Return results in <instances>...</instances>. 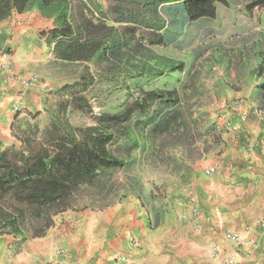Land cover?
<instances>
[{"label": "trees", "instance_id": "trees-1", "mask_svg": "<svg viewBox=\"0 0 264 264\" xmlns=\"http://www.w3.org/2000/svg\"><path fill=\"white\" fill-rule=\"evenodd\" d=\"M218 6L229 3L109 0L103 10L92 0H0V21L36 7L53 22L44 36L54 58L83 64L77 78L53 90V104L15 117L10 145L0 138V235L20 247L43 236L59 213L111 204L114 174L130 160L138 137L153 141L185 123L190 67L151 49L166 41L162 16L180 10L188 21L217 20ZM245 11L260 23L264 0H251ZM263 72L259 63L254 73ZM261 97L264 106V90ZM123 140L130 142L125 152ZM161 219L155 209L150 227Z\"/></svg>", "mask_w": 264, "mask_h": 264}, {"label": "rangeland", "instance_id": "rangeland-1", "mask_svg": "<svg viewBox=\"0 0 264 264\" xmlns=\"http://www.w3.org/2000/svg\"><path fill=\"white\" fill-rule=\"evenodd\" d=\"M98 1L106 9L108 0ZM227 1L228 7L218 6L217 20L203 17L188 21L180 10L162 16L163 27L159 33L166 41L151 49L157 54L185 60L190 70L184 79L191 81L192 88L184 102V126L153 141L146 142L139 136L138 146L129 152L130 160L114 174L116 192L109 206L133 196L139 201L143 216L146 213L149 218L140 217L144 224L133 230L141 231L140 234L126 236V248L112 254L113 263L118 256L126 255L131 264H222V260L216 259L217 250L209 228L216 221L217 207L212 204L219 197L217 191L225 176L228 156L221 167L214 159L227 153L228 141L221 134L231 130L238 121L236 118L243 110L241 100L245 99L244 92L229 85L234 82L229 73L234 71L243 78L248 69L254 73L259 63L264 68V13L257 24L245 11V5L251 0ZM142 32L146 33L139 31V38ZM82 69V63L65 65L55 58L43 68L54 87L45 96L41 111L57 100L53 90L77 78ZM28 112L20 108L13 110L18 119H23ZM6 135L4 142L10 145L11 128ZM258 139L259 136L250 142L258 143ZM248 140L251 139L246 134V147ZM120 145L125 152L130 142L123 140ZM212 165L216 170L206 175L204 169ZM155 209H160L162 219L157 227L151 228L149 221ZM64 217L63 213L57 214L54 224L55 221L62 223ZM121 218L122 215H113L103 249L109 247L106 242L114 231L128 229L130 222ZM142 231H151L152 236L146 240L147 234ZM94 256L96 260L98 252Z\"/></svg>", "mask_w": 264, "mask_h": 264}, {"label": "crops", "instance_id": "crops-1", "mask_svg": "<svg viewBox=\"0 0 264 264\" xmlns=\"http://www.w3.org/2000/svg\"><path fill=\"white\" fill-rule=\"evenodd\" d=\"M93 1L100 4L98 0ZM106 5L108 7L109 0ZM52 24V20L42 16L36 7L23 13L14 12L0 21V51L7 50L11 55L10 64L0 75L2 140L6 139V132L17 116L13 113V105L19 104L20 109L29 112L41 111L45 96L54 87L53 81L43 73V68L54 58L44 36ZM250 70L245 71L243 78L234 71L229 73L234 81L229 85L233 84L238 87L237 91L244 92L245 99L241 100L243 110L236 118L238 121L234 122L231 130L221 134L228 141L227 153L214 159L221 167L228 156L225 176L217 191L219 197L212 204L217 207L216 221L209 229L217 250L216 259L223 260L233 255L238 258L239 264H264V106L261 97L264 72L256 76ZM31 76L38 79V84L31 87L23 86L16 79ZM246 134L251 139L247 147L244 141ZM258 136L259 142L254 143V149H250V141L257 140ZM208 204H211L210 199ZM210 210L212 214L214 210ZM62 213L65 215L62 223L55 221L43 236L28 239L18 248L13 237L0 235V264H47L60 257L57 254L59 249L63 250L61 257L65 264H112V254L126 248V236L140 234L141 231L133 230L144 224V217L145 220L149 218L146 213L143 216L139 201L133 196L104 209L67 210ZM115 213L122 215L121 221H129L130 224L125 231H114L112 238L106 242L109 247L103 249L108 226ZM227 231L240 232L242 241L234 243L227 240L224 237ZM142 232L147 234L146 240L152 236L151 231ZM97 252L98 258L94 260Z\"/></svg>", "mask_w": 264, "mask_h": 264}, {"label": "built area", "instance_id": "built-area-1", "mask_svg": "<svg viewBox=\"0 0 264 264\" xmlns=\"http://www.w3.org/2000/svg\"><path fill=\"white\" fill-rule=\"evenodd\" d=\"M10 62H11L10 53L7 50H1L0 51V75H1V72L7 68V66L10 64ZM16 79L25 87H31V86L38 84V79L35 76H31L29 78L17 77ZM19 108H20V105L15 104L13 107V110L18 111ZM248 147L250 149H254V143L253 142L249 143ZM215 170H216L215 166L212 165V166L206 167L204 169V173L206 175H210ZM224 237L227 240L234 242V243H240L242 241V234L240 232H237V231H227L224 233ZM57 254L60 255V257H58L55 260L49 261L47 264H65L64 259L61 257L63 255V250L59 249L57 251ZM128 261H129V259L127 258L126 255H120L117 257V263L118 264H131ZM222 264H239V260L235 256L230 255V256H226L223 258Z\"/></svg>", "mask_w": 264, "mask_h": 264}]
</instances>
